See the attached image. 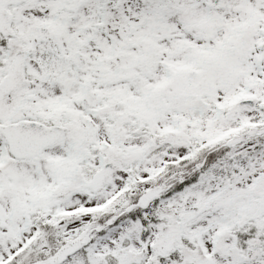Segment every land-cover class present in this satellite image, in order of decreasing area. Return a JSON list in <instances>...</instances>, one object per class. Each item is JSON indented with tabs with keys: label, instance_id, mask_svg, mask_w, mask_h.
Returning a JSON list of instances; mask_svg holds the SVG:
<instances>
[{
	"label": "snow or ice",
	"instance_id": "obj_1",
	"mask_svg": "<svg viewBox=\"0 0 264 264\" xmlns=\"http://www.w3.org/2000/svg\"><path fill=\"white\" fill-rule=\"evenodd\" d=\"M0 264H264V0H0Z\"/></svg>",
	"mask_w": 264,
	"mask_h": 264
}]
</instances>
